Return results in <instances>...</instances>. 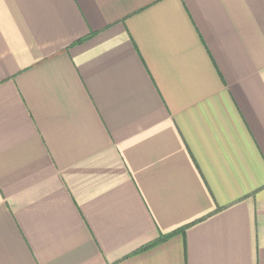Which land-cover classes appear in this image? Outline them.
<instances>
[{
    "label": "crops",
    "instance_id": "0c3cea01",
    "mask_svg": "<svg viewBox=\"0 0 264 264\" xmlns=\"http://www.w3.org/2000/svg\"><path fill=\"white\" fill-rule=\"evenodd\" d=\"M0 264H264V0H0Z\"/></svg>",
    "mask_w": 264,
    "mask_h": 264
},
{
    "label": "trees",
    "instance_id": "16d2710c",
    "mask_svg": "<svg viewBox=\"0 0 264 264\" xmlns=\"http://www.w3.org/2000/svg\"><path fill=\"white\" fill-rule=\"evenodd\" d=\"M182 231H183V230H182ZM182 231H181V232H182ZM177 233H179V231H176V232L170 233V234H168V235H164V236L160 237L156 242H154V243H150V244H148V245L142 247V248L139 249L136 253L143 252V251L149 249V248L152 247V246H155V245H157V244H159V243H161V242H164V241H166V240H168V239H171V238L174 237Z\"/></svg>",
    "mask_w": 264,
    "mask_h": 264
}]
</instances>
